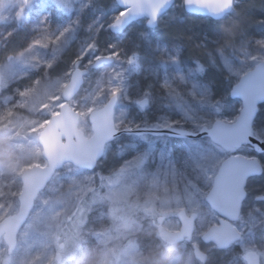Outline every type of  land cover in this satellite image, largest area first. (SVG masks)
I'll list each match as a JSON object with an SVG mask.
<instances>
[{"label": "rangeland", "instance_id": "1", "mask_svg": "<svg viewBox=\"0 0 264 264\" xmlns=\"http://www.w3.org/2000/svg\"><path fill=\"white\" fill-rule=\"evenodd\" d=\"M254 1L246 5L241 2L235 4L237 8L233 7L229 16L215 21L208 16L186 12L183 0H175L168 11L158 18L156 27L149 28L146 19L141 18L120 35L112 34L114 43L111 49L119 56L110 64L94 70L90 69L89 61H94L97 56L94 50L98 47L96 33L103 28L108 29L121 10L114 0H68L66 7L57 5L56 0H0V69L7 84L0 87V191L3 192L0 195V217L17 210L21 189L18 176L21 172L29 166L46 162L38 133H31L29 129L33 127V121L49 118L46 112L37 110L38 105L47 95L56 93L57 81L67 79L65 73L73 67L63 64L61 69L58 68L56 63L62 55L65 56L61 64L71 51L76 57L87 52L83 58L86 60L84 66L90 70L84 78L85 87L74 97L77 107H101L110 97V87L121 89L114 117L118 127L154 125L168 119H181L182 113L177 104L195 109V118L202 120L205 116L214 115V108L209 106L210 101L205 97L202 105L207 107L201 110L197 101L188 97V89L181 82L180 75H185L191 83L196 61L202 62L207 70L201 79L211 81L215 95L219 97L229 90L228 80L232 78L223 69L211 65L209 53L216 59L217 65L221 62L220 54L227 55L234 70L240 74L253 67L249 63L250 56L264 52V48L254 42L264 38V1ZM56 7L69 10L70 16L60 27L57 23L43 26L40 21L47 17L50 23ZM251 9L258 10L261 18L242 25L244 21L240 20V13ZM66 26H71L72 31L65 35L59 46L25 53V59L36 55L38 62L24 65L14 59L15 54L23 50L31 39L45 31L54 36ZM9 31L11 35H8ZM104 41L99 39V42ZM90 43L96 47L89 51L87 46ZM10 55L13 56L11 61L8 59ZM131 55L138 56V70L134 64L127 62ZM174 56L177 57L176 62L172 60ZM47 60H54L51 69L44 67ZM117 73L120 75L117 76ZM37 79L41 81L38 95L28 100L26 107H20L24 98L18 93L32 86ZM164 81L183 92V99L173 100L162 87ZM45 86H48L47 92ZM195 91L199 97L201 90L197 88ZM144 98L148 99V105L142 109L137 101ZM230 103L231 108H222L221 118H231L236 114L239 100L234 98ZM9 111L11 116L6 115ZM78 124L83 134L90 137L92 131L88 118L80 117ZM185 126L191 127L189 124ZM254 132L264 136V119L257 118ZM188 143L186 139L167 136H147L145 142L143 137L126 135L115 138L107 145L103 158L93 170H77L72 163L62 165L36 199L35 207L21 229V243L13 254V264L34 260L37 255L40 259L35 264H46L56 255L63 257L61 264L74 258H79V264H201L195 260L192 251L197 244L208 253L206 264H248L236 256L235 248L238 247L217 250L214 245L200 240L198 232L193 233L191 240L180 243H170L158 235L162 229L173 232L180 227V220L170 210L173 205L169 201L173 193L165 192L167 185L164 181L166 179L168 185L173 181L178 183L183 194L186 177L179 171L174 177L169 172L167 177L161 174L159 185H153L142 173L166 167V161L175 162L178 169L184 168L181 161ZM145 149L150 153L145 169L131 171L112 187L107 186L105 180V187L101 188V176H114L137 151ZM242 153L259 155L247 146ZM261 159L264 160V156ZM247 194L245 218L239 225L243 237L239 243L244 253L251 249L256 251L260 264H264V199H257L264 197V175L259 179H249ZM50 197L60 201L61 211L72 213L77 206H83L87 224L77 229L61 216L59 222H50V227L41 229L45 234L33 230L24 240L23 232L29 223L36 221L43 207L41 200ZM131 208L139 213H131ZM256 208L261 211L255 212ZM249 210H253L251 216L247 215ZM57 235L61 237L63 248L57 246ZM8 261L7 250L0 247V264H8Z\"/></svg>", "mask_w": 264, "mask_h": 264}, {"label": "snow or ice", "instance_id": "2", "mask_svg": "<svg viewBox=\"0 0 264 264\" xmlns=\"http://www.w3.org/2000/svg\"><path fill=\"white\" fill-rule=\"evenodd\" d=\"M170 0H119L124 5L119 12L116 13L113 23L110 25L113 29L121 30L126 20L130 16H137L147 12L149 16V25L155 23L158 19L159 9ZM186 9L207 12L214 19L219 18L222 10L228 7H234V0H228L225 4L222 0H183ZM56 4L61 7L68 5V0H56ZM40 23L48 25V18H43ZM78 23V21H77ZM72 31L71 26L62 28L56 35H50L47 31L31 39L26 47L15 54L14 59L24 65L31 62H38L39 57L31 55L29 59H25V53H33L36 49H48L51 46H59L65 35ZM12 32L9 31L8 35ZM258 47L264 48V38L254 40ZM96 45L90 43L87 50H92ZM87 55V52L81 53L73 62V67L68 70L65 75L67 79L58 80L56 83V93L49 94L39 103L38 109L46 112L49 118L33 121V127L29 129L31 133H41L40 143L45 146L43 153L45 158L44 164H35L34 167L40 168L44 172V179L39 184L33 185L28 191V198L25 192H21L19 196L20 211L16 215L5 214L0 217V247L7 250L9 254L8 264H13V254L16 253L21 243V229L28 219V213L35 207V199L47 186L48 180L55 174L57 168L62 165L64 160L72 162L77 170L87 167L92 168L96 160L104 154L109 142L116 136L118 126L113 119L112 109L119 96L121 89L118 86H112L109 89L110 101L102 110H97L94 105L86 108L76 106L74 97L82 83L84 72L80 69V61ZM119 56L118 52H111L107 56L97 55L94 62L99 67L105 60H111ZM9 61L13 56L8 57ZM210 63L214 68L223 69L230 81L229 90L222 96H216L211 81L202 80L207 68L202 62L196 61L195 72L192 73V82L188 83L185 75H180V80L188 89V97L196 100L203 110L207 106L202 105V100L206 97L210 101L211 107L214 108V115L205 116L202 120H197L194 115L195 109L189 107H181V119H168L163 123L152 125L154 129L162 130L157 133L163 136L164 132L170 134L172 138L187 139L188 145L184 149V158L181 161L184 168L178 169L173 161H166V167L154 169L151 173L144 171L142 176L149 179L151 184L159 185L161 182V174L167 177L169 172L174 177L179 171L186 177L183 194L180 191L181 186L178 183L171 185L164 183L165 192L173 193L169 203L173 205L170 209L182 223V228L177 233L178 237L187 236L191 238L194 232H198L200 240L204 243L212 244L219 248L238 247L241 253V259H244V248L239 241L243 237L240 231V223L245 218L244 200L247 197V183L253 176L264 175V136H259L254 132V123L257 117L264 119V52L254 53L249 58V63L253 66L248 71L240 74L234 70V65L230 58L224 53L220 54L221 62L217 65V61L209 53ZM173 62L177 61V57H172ZM127 62L134 64L139 69L138 56L131 55L127 58ZM93 61H89L92 64ZM54 60L44 62V67L51 69ZM3 70L0 69V87H6L7 84L3 80ZM117 76L120 74L117 73ZM236 83L233 84L232 81ZM41 81L34 80L32 86L21 90L18 94L24 98V102L20 107H26L27 101L38 95ZM162 87L168 91L173 100L183 99L184 93L173 85L164 81ZM201 90L199 97L196 95V89ZM48 86H45L47 92ZM235 97H239L240 107L236 109V114L231 118H221L219 114L222 108L232 107V101ZM140 108L148 105L147 98L137 101ZM11 112H7V116H11ZM65 115L70 117L75 123L80 117L90 118L93 125V134L90 137V143L86 145L88 155L87 158H81L79 154V144L72 140L71 133L64 131L59 136H64L68 140V145L73 148L72 151H64L57 155L51 154L46 147V139L42 134V130ZM189 124L191 127H186ZM137 127H139L137 125ZM131 131V128H126ZM143 140L147 142V138ZM255 141V143H253ZM63 146V141H60ZM245 145H250L259 155L249 156L242 153ZM153 150L154 147H153ZM227 158L224 159V155ZM246 164L245 167L233 172L230 171L233 165L240 161ZM150 160V153L145 149L137 151L136 154L125 162L115 173L114 176H101V188L105 187L103 181L107 180V186L112 187L118 184L122 177L126 176L133 170H142L146 168ZM155 163V161H152ZM29 166V167H33ZM95 192V189H92ZM264 199V197H257ZM43 207L40 209L37 219L34 223H29L27 229L23 232V239L26 240L33 230L39 234H45L41 229L50 227V222H59L63 216L69 223H73L75 228L86 225L84 213L86 209L83 206H77L75 212L69 213L67 210L61 211V203L54 197L41 200ZM83 202H81V205ZM47 210V211H45ZM146 211H152L146 209ZM253 210H249L248 216L252 215ZM260 212V208L254 209ZM57 246L63 248L60 242L61 237H56ZM199 248V244L196 245ZM199 259H204L200 252H197ZM40 256L37 255L34 260H23L21 264H35ZM63 257L56 255L53 259L46 261V264H61Z\"/></svg>", "mask_w": 264, "mask_h": 264}, {"label": "water", "instance_id": "3", "mask_svg": "<svg viewBox=\"0 0 264 264\" xmlns=\"http://www.w3.org/2000/svg\"><path fill=\"white\" fill-rule=\"evenodd\" d=\"M114 1L116 2V4L118 5V7H120V8H122L124 6V5H122V4L119 3V0H114ZM174 1L175 0H170L169 4H166V5H164L163 7H161L159 9L158 18L161 15H163V13H165L166 11H168V9L174 4ZM222 2H223V0H222ZM183 9L186 12L191 13V14H199V15H203V16H206V17L208 16L211 19H214L207 12H200V11L195 10V9H192V10L186 9V7L184 5V2H183ZM231 9H232V7H228L226 9L222 10V13L219 16V18H216L214 20L221 19L224 15L228 14ZM143 17L146 18V25L149 28H153V27L157 26V24H158V21L157 20L158 19L155 21L154 24L149 25V22H148L149 21V16H148L147 12H145V13L140 14V15H137V16H130L128 18V20H126L125 25L122 27L121 30H116V29H113L112 27L109 26V31L112 34L120 35V33L122 31H124L126 28H128L131 25V23H133L134 21H137V20H139V19H141ZM112 23H113V21L111 22V24ZM111 61H112V59L111 60H105L99 67H101L103 65H106V64H109ZM81 63H82V60L80 61L79 67H80ZM99 67H97V65L95 64V62H93L92 68L99 69ZM80 69L84 72V75H85L86 72H87V69L86 68H81V67H80ZM83 82H84V79H82V83L80 84L79 88L81 87V85L83 84ZM235 83H233V84H235ZM77 93H78V91H77ZM235 98L240 99L239 97H235ZM109 101H110V97L106 100L105 104H103L100 108H97V110H102L105 107V105L109 103ZM117 101L118 100H116L115 105H114V107L112 109L113 115H114V108H115V106L117 104ZM88 120L91 123L90 118H88ZM78 121H79V119L75 123H73L72 119L70 117H68L67 115H65L62 118H58L56 121H54L52 124L46 126L42 130V134L44 135V137L46 139V142H47L46 143V147H47L48 151L51 154L57 155V154H59L61 152H64V151H72V150H74L75 143H78L79 144V154H80V157L81 158H87L88 151H87L86 145H88L91 142L90 141V137L93 134V125L91 123V130H92L91 136L90 137H86L83 134V131L81 129H79V127H78L79 126ZM126 128H131L132 130L131 131H126L125 130ZM64 131H67V132L71 133L72 140L74 142L73 148H70L69 147L68 140H67L66 137L59 136L58 135L59 133L64 132ZM160 131H162V130L154 129L152 126H149V125H146V126L139 125V127H137V126H135V127H126L125 126L124 128H118V132H117V134H116L115 137L120 136L122 134H129V135H135V134L136 135H146V134L158 135L157 133H159ZM40 135H41V133H39V135H38V137H39V144L42 147V153H44L45 146H42L41 143H40ZM163 135L170 137V134L167 133V132H164ZM178 139H180V138H178ZM61 140L63 141V146L60 143ZM253 143H255V141ZM261 147H264V145H261ZM102 155L96 160L95 165L103 157ZM43 157H44V155H43ZM226 158L227 157H225V159ZM64 163H70V161L69 160H64L63 163H62V165ZM61 166H59L57 168V170L60 169ZM245 166H246V164L243 161V157H241L240 161H238L237 163H235L233 165L232 169H230V171L235 172L238 169H240L242 167H245ZM84 168L89 169V170H93L94 167H92V168L84 167ZM43 179H44V172H43L42 169L37 168V167H34V166L33 167H27V169H25L22 172L21 176H20V181L22 182L21 183L20 193L22 191L25 192V197L27 199L28 198V195L27 194H28L29 189L33 185L41 183V181ZM48 182H49V180H48ZM20 193H19V196H20ZM19 196H18V204H19ZM19 211H20V204H19V206L17 208V211L14 212V213H11V215H16ZM28 217H29V213H28ZM181 228H182V223L180 222V227H179L178 230H174L173 232L172 231L171 232L170 231H162V232H160L159 235H160V237L165 236L169 241H171V242L174 241V242H177V243L183 242L185 238L191 239V238H189L187 236H184V237H178L177 236V233L180 231ZM191 237H192V235H191ZM227 248L228 247H226V248H220V249H227ZM193 251H194L195 258H197L200 262L206 263L205 261L207 259V254L204 251H202L200 248H197L196 246L194 247V250ZM197 252H200L203 255L204 259H202V260L199 259L197 257ZM244 257H245L246 260L249 261L250 264H258L257 254H256L255 251L251 250V251L247 252Z\"/></svg>", "mask_w": 264, "mask_h": 264}, {"label": "trees", "instance_id": "4", "mask_svg": "<svg viewBox=\"0 0 264 264\" xmlns=\"http://www.w3.org/2000/svg\"><path fill=\"white\" fill-rule=\"evenodd\" d=\"M255 2L254 0H240V1H237L235 4H239L240 2L242 3V4H248V2L250 3V2ZM257 1H261L262 2V0H256V2ZM264 1V0H263ZM234 4V5H235ZM234 7H236V5L234 6ZM237 8V7H236ZM69 10H67V9H60V8H58V7H56V8H54L53 9V12H52V14H51V17H50V23H48V24H54V23H57V26L58 27H60L61 26V24H63L64 23V21H65V19L67 18V17H69L70 16V14H69V12H68ZM244 11H246V10H244ZM243 10H242V12L240 13V16H239V18H240V20L243 22L242 23V25L244 24H246L247 22H252L253 20H255L257 17H260V14H259V11L258 10H255V9H251V10H249L248 12H244ZM233 12V10H231L230 12H229V14H231ZM229 14H228V16H229ZM197 15V14H196ZM198 16V15H197ZM261 18V17H260ZM240 21V22H241ZM247 21V22H246ZM43 26H45V24H42ZM96 37H97V40H96V43H98L97 44V46L98 47H96V49H94L95 50V52H96V55H99V54H104V55H107V54H109V53H111L112 52V47H113V43H114V40H113V36H112V34L108 31V29L106 28L105 30H104V28L103 29H101L98 33H96ZM109 36H111L110 38H109ZM107 38H109V40L111 41H107ZM99 39H104L105 41L104 42H99ZM72 53V51L71 52H69L67 55H66V57L64 58V62L61 64V61H62V58L65 56V55H62L60 58V61L59 62H57L56 63V65L58 66V68L59 69H61V66L64 64V66L65 65H72V62H73V60L76 58V56H75V54L73 53V54H71ZM85 60V59H84ZM86 61V60H85ZM66 69H68V67H66ZM85 87V82L83 83V85H82V87H81V89L82 88H84ZM118 100H119V97H118ZM120 101V100H119ZM119 101H118V104H119ZM117 104V105H118ZM257 118H259V116L257 117ZM38 136V135H37ZM124 136H126L125 134L124 135H121L120 137H118V138H121V137H124ZM147 136L148 135H146V136H136V137H146L147 138ZM135 137V136H134ZM151 137V136H150ZM108 147V146H107ZM107 147H106V149H107ZM262 177V175L261 176H258V177H256V179H259V178H261ZM18 180H19V176H18ZM252 180V179H251ZM248 187V186H247ZM137 213H139L138 211H136ZM230 248V247H229ZM236 249V252H235V254H236V256L238 257V258H240L241 257V253H240V250L239 249H237V248H235ZM228 250V249H227ZM225 251V250H224ZM78 259L79 258H74V259H66L65 261H66V264H79V261H78ZM64 261V262H65Z\"/></svg>", "mask_w": 264, "mask_h": 264}, {"label": "clouds", "instance_id": "5", "mask_svg": "<svg viewBox=\"0 0 264 264\" xmlns=\"http://www.w3.org/2000/svg\"><path fill=\"white\" fill-rule=\"evenodd\" d=\"M223 3L227 4L228 3V0H223ZM0 195H3V192L0 191Z\"/></svg>", "mask_w": 264, "mask_h": 264}]
</instances>
